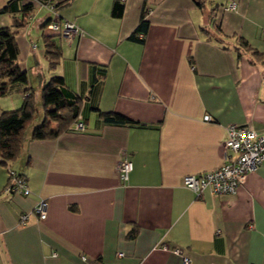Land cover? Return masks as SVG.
Masks as SVG:
<instances>
[{
  "label": "crops",
  "instance_id": "0c3cea01",
  "mask_svg": "<svg viewBox=\"0 0 264 264\" xmlns=\"http://www.w3.org/2000/svg\"><path fill=\"white\" fill-rule=\"evenodd\" d=\"M113 1L60 7L77 29L57 39L62 55L53 67L42 5L13 28L26 81L0 96V112L30 92L38 102L43 85L59 75L79 96L85 127L27 137L10 166L0 161V264H184L183 256L189 264H264V162L232 194L204 188L196 195L181 181L223 164L228 125L264 134V61L231 47L241 37L264 52V0H206L202 7L118 0L119 17ZM143 8L148 28L140 42L129 35ZM13 15L0 12V27ZM216 26L223 43L208 39ZM99 111L134 122L109 123ZM123 158L132 162L125 181ZM8 167L25 177L29 194L5 192ZM39 199L47 203L42 219L33 212Z\"/></svg>",
  "mask_w": 264,
  "mask_h": 264
},
{
  "label": "trees",
  "instance_id": "16d2710c",
  "mask_svg": "<svg viewBox=\"0 0 264 264\" xmlns=\"http://www.w3.org/2000/svg\"><path fill=\"white\" fill-rule=\"evenodd\" d=\"M70 0H7L0 12L14 13L12 24L10 26L0 27V96L4 95L9 87L14 83H24L26 73L18 65V46L15 40V30L26 24L29 17L33 14L35 3L42 6L51 5L52 9L58 10ZM197 6L202 7L206 0H193ZM123 4L114 0L111 8V14L115 17L122 15ZM146 9L143 8L140 14L138 24L129 35V39L143 41V35L148 28V21L145 18ZM53 20L63 19L59 16L49 17L42 25L43 42L45 55L49 65L53 67L61 58V49L57 39L62 35L46 30V26ZM65 20V19H64ZM203 30L208 32V30ZM142 36L139 37L138 34ZM215 36L208 39H214L219 43L226 41L220 28L216 26ZM224 48L227 45H222ZM237 54L246 52L251 56L252 61H264V52L250 46V44L241 37L235 38V43L231 46ZM80 113L79 96L76 95L65 84L64 79L59 75H52L46 82L40 92V98L37 102L33 93L24 96L19 107L0 112V161L6 166H10L20 154L24 140L54 138L61 132L72 126L78 121ZM99 115L109 123H129L134 122L129 117L119 112H102ZM24 177L22 174L17 173ZM25 178V177H24Z\"/></svg>",
  "mask_w": 264,
  "mask_h": 264
},
{
  "label": "built area",
  "instance_id": "2783aa9c",
  "mask_svg": "<svg viewBox=\"0 0 264 264\" xmlns=\"http://www.w3.org/2000/svg\"><path fill=\"white\" fill-rule=\"evenodd\" d=\"M48 7L52 9L51 5ZM234 7V2L226 6V8ZM76 29V25L68 20H53L46 26L47 31L59 33L67 38H71ZM204 119L209 120L210 116L207 114ZM84 127V123L79 119L72 126L73 129L78 130H82ZM226 131L224 141L226 153L223 164L210 171L186 174L182 177L183 186L192 190L196 195H199L204 188H208L214 194H232L244 182L249 172L264 162V134L245 124H230ZM131 169L132 162L123 158L118 166L119 177L124 181L127 180ZM7 173L8 181L5 192L21 195L30 193L24 177L19 176L11 167H8ZM46 210L47 203L44 199H39L33 208V212L39 219L46 216ZM27 218L28 214L23 213L20 215L19 222L23 224ZM174 252L181 253L179 249H175ZM182 260L184 264H189L187 256H183Z\"/></svg>",
  "mask_w": 264,
  "mask_h": 264
},
{
  "label": "rangeland",
  "instance_id": "374dc122",
  "mask_svg": "<svg viewBox=\"0 0 264 264\" xmlns=\"http://www.w3.org/2000/svg\"><path fill=\"white\" fill-rule=\"evenodd\" d=\"M60 9L61 8L54 11L48 6H39L38 13L42 17L47 16V15H49L50 17H56V15H58Z\"/></svg>",
  "mask_w": 264,
  "mask_h": 264
}]
</instances>
